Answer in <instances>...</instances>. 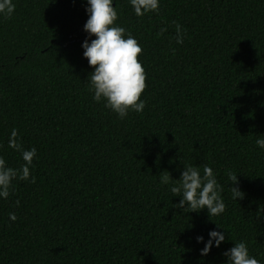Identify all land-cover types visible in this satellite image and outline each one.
Returning a JSON list of instances; mask_svg holds the SVG:
<instances>
[{
	"label": "trees",
	"instance_id": "obj_1",
	"mask_svg": "<svg viewBox=\"0 0 264 264\" xmlns=\"http://www.w3.org/2000/svg\"><path fill=\"white\" fill-rule=\"evenodd\" d=\"M13 3L0 17V157L23 163L7 146L15 128L38 158L36 182L0 199V264H225L239 241L264 264V0H160L141 17L114 0L146 74L145 108L124 119L88 91L84 0ZM183 165L213 169L222 215L173 206L158 176ZM213 229L225 241L202 257L195 237Z\"/></svg>",
	"mask_w": 264,
	"mask_h": 264
},
{
	"label": "clouds",
	"instance_id": "obj_2",
	"mask_svg": "<svg viewBox=\"0 0 264 264\" xmlns=\"http://www.w3.org/2000/svg\"><path fill=\"white\" fill-rule=\"evenodd\" d=\"M84 2L87 20L83 31L87 35L81 47L83 57L92 69L87 79L92 101L102 104L105 109L115 113L118 119H124L129 112L141 113L145 108L141 94L146 88L145 70L138 60L142 52L141 46L130 32L117 24L118 12L113 6L114 0ZM127 2L137 17L159 12L160 0ZM14 10L13 0H0V17H10ZM175 30V42L182 44L186 30L178 23L175 24ZM165 31V28H161L157 35ZM255 145L264 150V135H257ZM7 146L20 153L23 163L19 168H12L0 157V199L8 198L13 181L36 182L35 176L31 175V169L33 159L38 158L37 150L34 147L25 149L15 128L10 133ZM158 177L161 185L167 186L174 197H179V203L173 206L181 209L183 213L206 210L210 219L225 212L222 187L211 167L204 165L201 169L193 165H183L179 179H172L168 171L162 172ZM237 177L232 172L228 173L230 185L237 184ZM229 190L233 200L244 198V193L238 187H229ZM9 220L14 222L16 215L9 213ZM216 228L221 229L217 226ZM207 237H195L197 244H203L200 249L202 257L207 256L213 247L219 248L224 243L225 232L213 229L207 233ZM223 256L225 264H260L256 257L250 255L244 241L234 243L233 247L223 252Z\"/></svg>",
	"mask_w": 264,
	"mask_h": 264
}]
</instances>
